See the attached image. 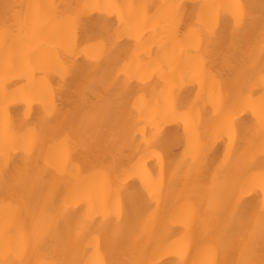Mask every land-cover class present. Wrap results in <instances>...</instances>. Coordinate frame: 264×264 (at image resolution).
Segmentation results:
<instances>
[{
    "label": "bare ground",
    "instance_id": "1",
    "mask_svg": "<svg viewBox=\"0 0 264 264\" xmlns=\"http://www.w3.org/2000/svg\"><path fill=\"white\" fill-rule=\"evenodd\" d=\"M237 3L244 7V18L233 37L234 20L225 5ZM33 4L57 6L49 10L51 22L43 27L38 40L26 38L22 32L31 33ZM85 4H119L125 7V14L129 12L127 5L137 6V14L130 17L132 30L113 42L112 33L119 23L115 15L85 9ZM173 4L179 7H167ZM77 14L76 26L63 22ZM198 22L219 24L220 43L207 55L209 74H201L194 64L187 63L186 34ZM262 32L264 0H0V151L6 146L0 154V172L6 166L3 175L14 182L25 163L16 141L26 135L39 140L30 163L32 171L48 167L35 184H19L10 191L0 185V258L18 260L9 247L23 233L29 240L23 264H35L41 256L59 264H84L97 254L104 264H129L134 258L174 264L180 259L174 252L156 254L157 250L167 249L187 232L191 256L185 254L184 258L189 264L197 259L198 250L211 245H215L216 253L206 258L215 264H236L242 244H246L254 264H264V235L256 233L249 239L243 223L258 210L260 194L245 197L239 207L235 201L238 185L258 180L264 167V155L255 147L249 148L251 140L256 146L260 142L259 136L254 137L256 119L239 98L241 92L255 100L264 95V84L259 80L264 59H256ZM68 34L79 48L96 36H105L107 44L102 53H94L92 62L81 57L62 86L56 69L65 58ZM203 39L206 44L207 34ZM25 45L33 50L35 71L18 67L5 70L8 58L13 65L21 63L19 53ZM133 57L135 62L129 64ZM158 61L165 70L168 68L165 78L154 71ZM126 65L137 96H145L153 106L159 99L160 105L187 113V131L185 122L176 120L173 110L166 113L167 118L162 114L158 122L159 141L155 146L164 148L168 162L187 160L175 180H170L171 172L165 175L153 159L147 160L144 174L117 179L144 151H137L140 133L133 127L141 118L139 114L133 117L131 103L120 96L127 78L121 70ZM194 98H198L195 106ZM45 106L55 109L54 117L45 116ZM227 114L235 117L232 147L236 146V154L230 159L225 157L226 151L232 150L228 136L213 134ZM86 115L94 116L91 126L81 124ZM154 116L155 112L146 114L144 122ZM154 130L151 124L145 129L149 134ZM69 134L74 143L67 168L75 167V176L57 171L60 161L54 155L47 163L45 159ZM133 135L137 137L135 142L131 140ZM101 168L107 171L101 172ZM154 179H159L160 185L155 196L149 198L152 207L138 212L129 199L138 197ZM53 183L57 184L56 211L40 219L43 201ZM88 185L96 189L93 202L84 197ZM210 202L218 204L214 212L208 211ZM60 210L64 215H58ZM90 211L93 219L77 236L79 222ZM118 220L120 230L114 234ZM37 228L43 235L33 242Z\"/></svg>",
    "mask_w": 264,
    "mask_h": 264
},
{
    "label": "snow or ice",
    "instance_id": "2",
    "mask_svg": "<svg viewBox=\"0 0 264 264\" xmlns=\"http://www.w3.org/2000/svg\"><path fill=\"white\" fill-rule=\"evenodd\" d=\"M56 5H44V4H33L30 5V8L34 10L33 14V24L31 33L22 32L24 33V36L26 38H29L31 40H38L41 39V33L43 32V27L51 22L52 16L49 10L56 9ZM170 9L176 10L179 5H168L167 6ZM83 8L85 9H92V10H106L109 16L115 15L119 23L116 25V30L114 33H112V40L113 42L119 41L123 34L126 32H130L133 28L132 21L130 19L131 16L136 15L137 13L134 11L138 7L135 5H127L126 8L129 9V12L125 14L123 11L125 7H122L119 4H106V5H100V4H85L83 5ZM225 8L231 13V17L234 20L233 28H232V35L233 37L235 34L239 31L241 27V22L244 18V7L237 3V4H229L225 5ZM79 15L72 16L70 18H66L63 22L69 24V25H75L77 23ZM219 30V24L213 25L211 22L207 24H201L197 23L196 25L192 26V28L189 29V32L186 34L189 38V48L187 49V63L194 64L196 68L199 70L201 74H209V72L206 70L205 65L207 64V55L219 45L220 41L217 38V32ZM207 34L208 41L205 44L204 42V35ZM107 39L105 36H96L93 38H90L89 44L84 48H79L74 44L73 38L70 34L66 37V43L64 45V53L65 58H61V61L59 65L57 66V74L60 76L62 81V86L67 84V80L69 77H71L75 71V69L78 66V61L81 57H83L86 61L92 62L94 59H96V56L94 53H102L104 48L106 47ZM40 47H43V43H41ZM38 50V49H37ZM21 57V63L19 65H13L11 62V59L8 58L5 60L4 68L5 70L11 69L13 67H18L21 71H25L28 68H31L33 71H35L36 62H34L31 57L33 55V50L25 45L21 48L20 53ZM256 59H264V32L260 34L259 37V43H258V56H256ZM135 62V57H133L129 64ZM163 62L165 63V60L163 59ZM253 64H255V59L253 61ZM129 65L125 66V69H122L121 71L124 72L125 76L127 77L124 80V84L122 86V90L120 93L121 98H127V102L131 103L132 105V115L135 117L137 114H139L141 120L133 125L134 130L136 132L140 133V143L137 146V151L139 152L140 148H143V154L140 155V158L136 160L134 164H132L130 167H127L123 170V172L117 177V179H124V178H131L137 175H142L146 172L145 164L147 160L153 159L155 162L161 165L163 172L165 175H167L168 172H171V178L170 180H175L178 175L183 171L184 166L187 164L186 159L182 160H174L172 162H168L165 158V150L164 148H157L155 145H157L159 141V136L157 135L158 131V122L161 120V115L165 118H167L166 113L170 109V106H162L159 103V99L156 101V105L153 106L151 101L145 98V96H137L135 93V90L133 86L130 83V80L132 79V76L130 73L127 72V67ZM161 78H165L166 74L168 72L165 70V68L162 65L161 61H158V67L154 69ZM185 79H187L185 77ZM259 80L261 84H264V63L260 65L259 68ZM167 82V81H166ZM225 97L224 89L222 88L220 93V101L223 105ZM240 101L242 105L250 110L253 114V116L256 119V129L254 133L255 136H259L260 142L259 145H255V140H251L249 142V148H256V150L259 151L261 155H264V95H261L258 100H255L250 94H243L240 93ZM28 103V102H27ZM198 103V98H194L192 101V105L195 106ZM161 108H163V111H161ZM3 112V109L0 108V113ZM155 112V116L153 119H151L148 122H144V117L146 114H151ZM176 112V111H175ZM45 116L47 118H52L55 116V109L51 106H45L44 109ZM176 120H183L185 122V129L187 131V113L186 112H176L175 116ZM235 119L234 116L227 114L223 117L222 120V126L216 128L213 130V134L216 137L223 138L225 135L228 136V144L229 147L232 149L231 152L226 151L225 157L226 159H230L231 157L235 156L236 154V146L235 148L232 147L233 143V135H234V128H233V120ZM94 121V116H88L82 118L81 124L87 123L89 126ZM2 122L6 125L7 118L4 117ZM141 123H143V128H141ZM149 124L155 129L151 134H149L145 129L149 127ZM136 136L133 135L131 137L132 142L136 141ZM39 143L38 138L31 137L29 138L27 135L23 137L20 140L16 141V147L23 153L24 156V167L19 169L15 175L14 182L10 183L3 175V172L6 170V166L3 168L2 172H0V185L3 186V189L5 191H10L13 189L16 185L19 184H28L37 183L43 175H45L48 172V167L39 168L38 171L33 172L30 163L32 159V155L34 152V148ZM73 137L71 134L64 137V139L61 141V145L57 148V150L53 153L51 150L49 151L48 155L46 156V163L48 162L49 158H51L53 155L60 161L59 167H57V171L64 173V172H70L73 176L77 174V170L75 167L72 169L67 168V163L69 160V157L71 155V150L73 147ZM168 142H165L167 144ZM174 143V141H173ZM2 151H6L5 149ZM2 151H0V154H2ZM164 154L162 157L161 154ZM187 156V152L185 153ZM175 165V166H174ZM111 167V166H109ZM107 171L105 168H101V172ZM160 180L154 179L153 182L146 187L145 189L140 190L138 197L136 195H133L129 199V203L132 204L138 212L140 211H147L152 207V204L149 200V198H153L159 188ZM57 189V184L53 183L49 186V196L46 197L43 201V206L40 210L41 215L40 219L43 218L45 213H50L56 211V205H55V192ZM258 189V191H257ZM96 189L94 185H88L84 189V197L88 199L90 202H93L92 199V193L95 192ZM259 192L260 199L258 203V210L255 211L254 216L248 220L243 221L244 224L247 225L245 231L247 233L248 238H252L256 233H260L264 235V167H262L258 173V180L253 179L249 181H244L238 185V188L236 190V206L239 207V205L243 202L245 197L251 196L252 194ZM217 205H213L212 202L209 204V212H214L215 207ZM189 211H191V206L189 205ZM33 214L35 215V211L33 210ZM58 215H64V210H60L58 212ZM99 215V213H97ZM93 219L92 212L90 211L88 214L85 215V217L79 222L77 227V236H79L82 232H84L87 229L88 221ZM185 228H187V222H185ZM120 230V221H117L116 230L114 234H118ZM43 235V231L39 228L34 230L33 234V242H38ZM168 240H171V236L167 237ZM243 240V237H241ZM93 242L90 241L89 244L91 245ZM190 240L188 237L187 232L185 233V236L182 237L180 240L173 242L170 244L167 249H158L156 254H159L160 251H167V252H174L180 259L174 264H189V260L185 259L184 256L187 254L188 256H191L190 251ZM29 240L28 238L21 233L14 243H11V246L9 247V252L11 255H14L18 258V260H10L9 258H0V264H23V255L25 254V251L28 247ZM8 245V241H6V246ZM216 253V247L215 245H211L203 250H198V256L197 259L192 260L191 264H215V261H212L211 259L206 258L207 256H210L211 254ZM35 264H59L58 261L53 260L47 256H41L38 258L35 262ZM84 264H104V261H102L99 257V255H95L94 257L88 258ZM129 264H162L161 261L156 260L155 258H152L150 260H144V259H136L129 261ZM236 264H254L252 259L249 255V250L246 246V244H242L240 247V255L238 260L236 261Z\"/></svg>",
    "mask_w": 264,
    "mask_h": 264
}]
</instances>
